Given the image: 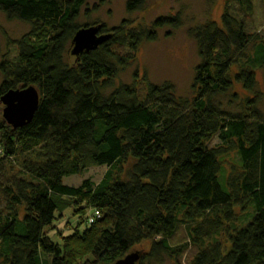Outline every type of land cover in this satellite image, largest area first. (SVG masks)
<instances>
[{"label":"trees","instance_id":"obj_1","mask_svg":"<svg viewBox=\"0 0 264 264\" xmlns=\"http://www.w3.org/2000/svg\"><path fill=\"white\" fill-rule=\"evenodd\" d=\"M91 1L0 0L9 21L33 27L15 41L16 59L0 63V99L30 86L40 95L25 126L14 129L0 117V260L114 264L151 240L139 264H164L183 253L171 241L184 228L197 249L191 264H264V116L256 100L247 113L221 100L234 87L236 60L243 67L235 81L257 95L264 40L226 12L223 28L209 21L190 31L200 58L193 98H178L169 83L148 84L141 95L133 86L115 88L120 70L135 61L143 42L157 40L158 29H180L181 14L158 19L151 29H131L127 20L111 29L99 25L100 34L111 38L74 56L75 35L96 26L80 23L90 15ZM93 1V11L106 3ZM148 1L128 0L126 11L143 12ZM238 1L252 12L253 0ZM215 137L221 145L211 148ZM228 151L237 152L241 173L223 181L220 158ZM19 155L24 160L14 172L9 162ZM92 166L108 168L100 183L65 184ZM62 200L102 218L82 233L58 234L54 242L48 232L56 230ZM227 228L228 250L217 241Z\"/></svg>","mask_w":264,"mask_h":264},{"label":"rangeland","instance_id":"obj_2","mask_svg":"<svg viewBox=\"0 0 264 264\" xmlns=\"http://www.w3.org/2000/svg\"><path fill=\"white\" fill-rule=\"evenodd\" d=\"M128 0H106L105 5L99 10L93 11L95 2L92 0L88 6L91 9L90 15H83L81 24L106 25L109 29L119 26L127 20L132 23L133 28L151 29L152 24L160 19L181 14L183 26L175 31L168 28L158 29L157 40L153 42H143L137 49L135 61L125 69H121L115 81V88L121 85L133 86L141 95H145L148 84L162 86L169 83L174 87L175 95L178 98L191 99L194 95L193 81L196 67L200 64L199 48L195 39L190 35L191 29L215 22L220 27H224L222 17L226 12L235 16L241 24L245 23L249 32L258 34L264 40V3L262 0H253L252 12H247L238 0H149L148 7L143 12L128 13L126 3ZM98 24V25H97ZM93 27V26H91ZM33 27L29 23L21 21H9L0 12V63L6 59L13 61L17 57V47L15 41H19L24 36L31 33ZM255 46L248 50V55H252ZM68 61H73V56L68 52ZM243 61L236 60L231 68V79L234 87L231 93L222 98L224 105L234 112H248V103L256 100L257 106L264 116V70L256 71L257 95L247 92L241 83L235 81L236 76L242 69ZM3 77L0 74V84ZM1 107V106H0ZM2 117V108H0ZM208 145L211 148H218L220 140L215 137ZM19 163H18V161ZM17 160L9 162L10 169L19 172L22 155ZM223 166V181L236 171L241 173L237 152L228 151L220 158ZM129 168V167H128ZM127 168V169H128ZM125 167L123 171H125ZM108 172L107 167L92 166L82 175L72 176L65 179V184L79 187L86 180L98 184ZM121 172L118 171V176ZM123 176V175H122ZM62 213H58L56 230H49L54 242H57L58 234L68 236L74 233H82L88 225V213L83 205H73L69 200H62ZM237 218L243 217L240 208H235ZM91 214V213H90ZM87 219V222H86ZM87 224V225H86ZM242 224V220L237 222V227ZM230 229L227 228L219 236L217 241L228 250ZM174 247L183 251L175 259H166L164 264H191L197 249L189 240V235L184 228H181L175 238L171 241ZM152 241H145L136 246L130 253H139L144 256L151 248ZM92 260L91 257H89ZM0 264H5L0 260Z\"/></svg>","mask_w":264,"mask_h":264},{"label":"water","instance_id":"obj_3","mask_svg":"<svg viewBox=\"0 0 264 264\" xmlns=\"http://www.w3.org/2000/svg\"><path fill=\"white\" fill-rule=\"evenodd\" d=\"M100 30V26H93L78 31L73 39L72 55L78 56L83 52L97 50L107 42L111 36L100 34ZM39 101V92L33 86L11 90L0 99V105L4 107L3 119L14 129L23 127L33 120ZM140 259L139 253H130L114 264H139Z\"/></svg>","mask_w":264,"mask_h":264},{"label":"built area","instance_id":"obj_4","mask_svg":"<svg viewBox=\"0 0 264 264\" xmlns=\"http://www.w3.org/2000/svg\"><path fill=\"white\" fill-rule=\"evenodd\" d=\"M102 218V214L99 211H96L94 213H91L88 217V225L94 224L97 220Z\"/></svg>","mask_w":264,"mask_h":264},{"label":"bare ground","instance_id":"obj_5","mask_svg":"<svg viewBox=\"0 0 264 264\" xmlns=\"http://www.w3.org/2000/svg\"><path fill=\"white\" fill-rule=\"evenodd\" d=\"M93 225V224H92Z\"/></svg>","mask_w":264,"mask_h":264}]
</instances>
